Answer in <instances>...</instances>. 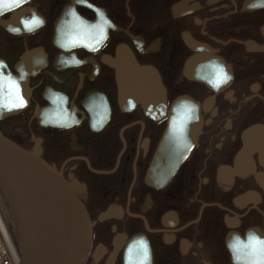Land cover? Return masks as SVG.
Wrapping results in <instances>:
<instances>
[{
	"label": "flooded vegetation",
	"instance_id": "af4514ba",
	"mask_svg": "<svg viewBox=\"0 0 264 264\" xmlns=\"http://www.w3.org/2000/svg\"><path fill=\"white\" fill-rule=\"evenodd\" d=\"M0 74V134L87 210L84 264H264V0H0Z\"/></svg>",
	"mask_w": 264,
	"mask_h": 264
},
{
	"label": "water",
	"instance_id": "95a60500",
	"mask_svg": "<svg viewBox=\"0 0 264 264\" xmlns=\"http://www.w3.org/2000/svg\"><path fill=\"white\" fill-rule=\"evenodd\" d=\"M0 187L17 219L23 264H83L92 232L84 204L60 172L1 134Z\"/></svg>",
	"mask_w": 264,
	"mask_h": 264
},
{
	"label": "snow or ice",
	"instance_id": "6c2138e0",
	"mask_svg": "<svg viewBox=\"0 0 264 264\" xmlns=\"http://www.w3.org/2000/svg\"><path fill=\"white\" fill-rule=\"evenodd\" d=\"M72 14H73V16H75V12H73ZM39 23H40V21L36 17H33V19L31 21H26L25 22V27L30 29L33 25H36V24H39ZM104 23L108 24L110 22L105 20ZM17 30L18 29H13V31H17ZM103 38H104L103 29L101 28L100 39H103ZM80 42H83V41H80ZM96 43L98 44L99 41H97ZM63 46L67 47L68 45L65 44ZM92 46H93L92 44H88V47L91 48ZM72 62L73 63H79V61H76V60H73ZM0 80H6L8 82L9 87L11 89H13V91L15 93V98L18 101V103L9 102L7 107H9V108L22 107L23 104H24V100L19 94L20 90H19V87L16 85L15 81L11 80L9 77L2 76V74H0ZM230 80H231V76L228 74L227 71L224 70L223 67H221L219 69L218 73H217L216 78L213 81H211V83H212L213 87L219 88L222 84H226ZM182 107L184 108L185 113L188 114L187 118H189V119H198V116L191 115L196 110L197 106L195 104H185ZM255 243L264 244V241H255ZM147 255H148L147 249H145V257L146 258H147Z\"/></svg>",
	"mask_w": 264,
	"mask_h": 264
},
{
	"label": "built area",
	"instance_id": "2783aa9c",
	"mask_svg": "<svg viewBox=\"0 0 264 264\" xmlns=\"http://www.w3.org/2000/svg\"><path fill=\"white\" fill-rule=\"evenodd\" d=\"M0 264H21L0 221Z\"/></svg>",
	"mask_w": 264,
	"mask_h": 264
},
{
	"label": "bare ground",
	"instance_id": "6f19581e",
	"mask_svg": "<svg viewBox=\"0 0 264 264\" xmlns=\"http://www.w3.org/2000/svg\"><path fill=\"white\" fill-rule=\"evenodd\" d=\"M3 194H4V191H3ZM15 219H16V217H15ZM0 221H1L2 225L5 224V215H3L2 217H0ZM16 223H17V221H16ZM12 244H13V246H15V243L14 242ZM15 254H17V256H18V258H19L20 261H23V259H22V253H21V248H20L19 252L16 251Z\"/></svg>",
	"mask_w": 264,
	"mask_h": 264
},
{
	"label": "rangeland",
	"instance_id": "374dc122",
	"mask_svg": "<svg viewBox=\"0 0 264 264\" xmlns=\"http://www.w3.org/2000/svg\"><path fill=\"white\" fill-rule=\"evenodd\" d=\"M0 198H2V199H6V197L5 196H2V193H1V195H0ZM6 201V200H5ZM0 212L2 211L3 212V214H6V212H7V209H5V207L3 206V202H2V200L0 199ZM8 205V204H7Z\"/></svg>",
	"mask_w": 264,
	"mask_h": 264
}]
</instances>
